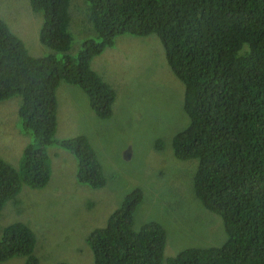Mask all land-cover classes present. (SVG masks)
<instances>
[{"label": "trees", "instance_id": "trees-1", "mask_svg": "<svg viewBox=\"0 0 264 264\" xmlns=\"http://www.w3.org/2000/svg\"><path fill=\"white\" fill-rule=\"evenodd\" d=\"M45 16L44 44L69 49L70 0H29ZM96 38L73 55L32 56L0 18V101L21 97L17 130L29 138L16 167L0 158V210L19 192L40 188L51 166L49 146L74 154L79 179L96 186L99 164L83 136L58 139L56 89L81 88L92 111L109 118L115 90L91 66L118 35L155 34L185 84L189 121L172 138L176 157L199 160L191 184L207 211L225 222L219 247H187L163 260L167 231L155 221L133 228L139 197H130L88 238L92 264H264V0H85ZM99 180V179H98ZM35 236L22 222L0 232V262L40 264ZM56 264H71L58 262Z\"/></svg>", "mask_w": 264, "mask_h": 264}, {"label": "rangeland", "instance_id": "rangeland-1", "mask_svg": "<svg viewBox=\"0 0 264 264\" xmlns=\"http://www.w3.org/2000/svg\"><path fill=\"white\" fill-rule=\"evenodd\" d=\"M73 55L83 40L96 38L85 0L69 1ZM0 18L28 47L32 56L46 55L39 41L41 12L29 0H0ZM155 34L118 35L113 46L91 63L116 92L109 118L98 117L80 88L60 97L55 137L83 136L99 164L96 186L83 184L72 154L51 158L48 178L40 188L19 192L0 210V232L22 222L34 233V254L40 264H92L88 243L92 231L126 202L133 189L142 192L133 213V228L152 221L167 231L163 260L187 247H219L227 239L225 222L193 197L191 174L196 161L176 158L171 138L188 123L183 107L185 84L168 64ZM82 96L84 100H82ZM19 95L0 101V158L17 166L29 138L17 129ZM198 168V165H197ZM99 179V180H98ZM0 264H24L13 257Z\"/></svg>", "mask_w": 264, "mask_h": 264}, {"label": "clouds", "instance_id": "clouds-1", "mask_svg": "<svg viewBox=\"0 0 264 264\" xmlns=\"http://www.w3.org/2000/svg\"><path fill=\"white\" fill-rule=\"evenodd\" d=\"M35 11V10H34ZM37 12H41V15H42V22H43V19H44V16H45V11H44V9H42V8H37V10H36ZM88 20H89V13H88ZM42 28H44V25L41 23V26H40V29H42ZM40 29H39V31H40ZM94 31V33H95V35H97L98 33H97V31L96 30H93ZM38 37H39V41L41 42V44L42 45H44L45 46V52H47L48 54H46V55H43V56H40V55H34V56H39L40 58H56V57H59V56H63V55H65L66 53H70L69 52V50H70V47H71V45H72V43H71V45H70V47H69V49L67 50V47L65 48V49H57V48H54V47H51V46H49L48 44H44L43 43V41L41 40V38H40V36H39V33H38ZM25 44V43H24ZM26 45V44H25ZM28 51H29V49H28ZM29 53L31 54V52L29 51ZM71 54V53H70ZM32 55V54H31ZM91 66H92V63H91ZM93 68V67H92ZM70 85V84H69ZM75 86V85H74ZM59 87V86H58ZM78 87V86H77ZM79 88V87H78ZM58 89V88H57ZM57 89H56V91H57ZM81 89V88H80ZM82 90V89H81ZM86 94V93H85ZM15 96V95H14ZM8 99V98H7ZM5 100V99H4ZM56 100H57V98H56ZM89 103V102H88ZM18 109H19V107L17 108V118H18V120H20L21 121V117H20V115L18 114ZM56 114H57V109H56ZM187 125V124H186ZM185 125V126H186ZM180 133V130L179 131H177L173 136H172V138L175 136V135H177V134H179ZM172 138H171V142H172ZM171 148H172V144H171ZM68 151V150H67ZM47 152H49V155H50V157L52 158V157H56V156H58V155H60V154H62L61 152H62V149L61 148H58V147H54V146H49L48 148H47ZM70 152V151H69ZM172 152L174 153L173 155H175V152L173 151V148H172ZM71 153V152H70ZM72 154V156H73V158H74V160H75V162H76V158H75V156H74V154L73 153H71ZM22 156V155H21ZM176 157V156H175ZM176 158H178V159H180V160H182V161H196V163H195V166H194V169H193V172H192V174H195L196 173V170H197V165H198V163H199V160H197V159H195V158H189V159H181V158H179V157H176ZM5 161V160H4ZM6 162V161H5ZM8 163V162H7ZM98 163V162H97ZM8 164H10V163H8ZM11 165V164H10ZM13 166V165H12ZM14 167H16V166H14ZM89 185V184H88ZM192 191H194L195 192V188H194V186H192ZM134 197V198H137V197H139V199L141 198V196H142V192H141V190H139V189H133V190H131V192L126 196V201L130 198V197ZM124 205V204H123ZM122 205V206H123Z\"/></svg>", "mask_w": 264, "mask_h": 264}, {"label": "crops", "instance_id": "crops-1", "mask_svg": "<svg viewBox=\"0 0 264 264\" xmlns=\"http://www.w3.org/2000/svg\"><path fill=\"white\" fill-rule=\"evenodd\" d=\"M92 67H93V65H92ZM68 90H74V92H77L75 89H68V88H65L63 86H59L58 89H57V91H56V98H57V117H59L58 116V110H59V100H60V97L64 96L67 92H69ZM82 100H84V97L83 96H82ZM58 127L59 126L57 125V129H58ZM57 129H56V132H57Z\"/></svg>", "mask_w": 264, "mask_h": 264}]
</instances>
